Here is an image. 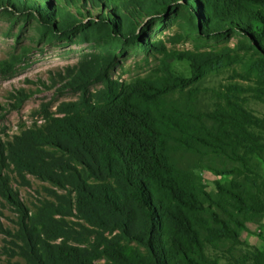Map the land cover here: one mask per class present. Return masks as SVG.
Segmentation results:
<instances>
[{"label":"trees","instance_id":"obj_1","mask_svg":"<svg viewBox=\"0 0 264 264\" xmlns=\"http://www.w3.org/2000/svg\"><path fill=\"white\" fill-rule=\"evenodd\" d=\"M0 10L36 19L48 42L98 46L64 73L78 99L42 105L43 121L8 143L20 176L49 184L32 209L3 189L24 264H264L242 237L264 224V114L251 107L264 104V0H0ZM180 20L196 40L238 42L168 51L152 38ZM131 48L164 55L154 75L113 77ZM26 95L12 97L20 106ZM205 170L219 177L213 191Z\"/></svg>","mask_w":264,"mask_h":264},{"label":"rangeland","instance_id":"obj_2","mask_svg":"<svg viewBox=\"0 0 264 264\" xmlns=\"http://www.w3.org/2000/svg\"><path fill=\"white\" fill-rule=\"evenodd\" d=\"M37 23L36 19L26 20L22 15L5 14L0 10V62L10 59L12 55H24L13 72L6 75L0 72V157L4 160V164H0V264H24L22 255H18L19 245L23 243L18 237L21 231L20 213L16 210L14 200L6 197L3 189L5 192L11 189L18 201L32 209L45 194L44 186H49L33 175L26 174L24 178L20 176L15 166L6 160L8 143L13 142L15 135L23 129L43 121L42 116L38 115L42 105L47 104L55 111L61 102L78 99L77 91L62 85L64 73L69 67L77 65L84 53H92L98 47L89 42H78L75 37L72 41L48 42L40 36ZM150 33L154 39L162 37L168 51L191 49L198 43L202 44L203 49H217L234 46L239 39L236 35H230L223 39L196 40L183 31L181 20L178 25L167 26L162 32L156 29ZM130 51L119 59L114 68L112 75L116 79L129 82L137 77L154 75L164 58L163 54H159L146 60L141 50L131 48ZM226 74L206 79L203 84L211 86L219 80L226 81ZM98 87H101L100 83L95 84L93 89ZM20 90L27 95L19 106L12 94ZM251 107L256 113L264 114V104L253 102ZM181 165L190 168L192 161L185 157ZM203 177L208 190H215L214 180L219 177L209 170L204 171ZM70 219L77 220L75 217ZM263 225L250 223L249 230L243 232L242 237L251 245L264 250ZM103 262L99 260L97 264Z\"/></svg>","mask_w":264,"mask_h":264},{"label":"crops","instance_id":"obj_3","mask_svg":"<svg viewBox=\"0 0 264 264\" xmlns=\"http://www.w3.org/2000/svg\"><path fill=\"white\" fill-rule=\"evenodd\" d=\"M263 248V247H262Z\"/></svg>","mask_w":264,"mask_h":264}]
</instances>
